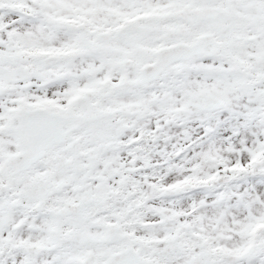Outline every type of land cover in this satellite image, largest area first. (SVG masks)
Wrapping results in <instances>:
<instances>
[{
  "label": "snow or ice",
  "instance_id": "obj_1",
  "mask_svg": "<svg viewBox=\"0 0 264 264\" xmlns=\"http://www.w3.org/2000/svg\"><path fill=\"white\" fill-rule=\"evenodd\" d=\"M0 264H264V0H0Z\"/></svg>",
  "mask_w": 264,
  "mask_h": 264
}]
</instances>
